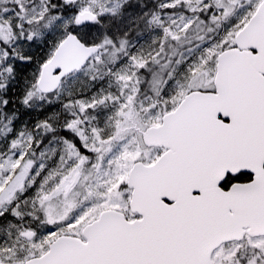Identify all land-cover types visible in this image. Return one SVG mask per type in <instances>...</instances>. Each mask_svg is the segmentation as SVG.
Listing matches in <instances>:
<instances>
[{"label": "snow or ice", "instance_id": "1", "mask_svg": "<svg viewBox=\"0 0 264 264\" xmlns=\"http://www.w3.org/2000/svg\"><path fill=\"white\" fill-rule=\"evenodd\" d=\"M0 264H264V0H0Z\"/></svg>", "mask_w": 264, "mask_h": 264}, {"label": "trees", "instance_id": "2", "mask_svg": "<svg viewBox=\"0 0 264 264\" xmlns=\"http://www.w3.org/2000/svg\"><path fill=\"white\" fill-rule=\"evenodd\" d=\"M147 2L149 3V5H151L152 2H154V0H147ZM142 28V26H141ZM134 36V43H136L137 45L142 44L147 42L150 39V34L148 32H144L141 31L139 35H136V33H133ZM30 71V69H29ZM250 176V174H247ZM246 179V177H245Z\"/></svg>", "mask_w": 264, "mask_h": 264}]
</instances>
